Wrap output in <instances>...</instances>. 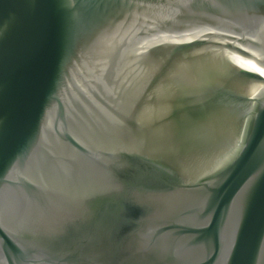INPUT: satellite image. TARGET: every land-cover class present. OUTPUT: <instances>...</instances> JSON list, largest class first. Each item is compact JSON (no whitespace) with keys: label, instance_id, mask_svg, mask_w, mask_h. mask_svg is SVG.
<instances>
[{"label":"water","instance_id":"95a60500","mask_svg":"<svg viewBox=\"0 0 264 264\" xmlns=\"http://www.w3.org/2000/svg\"><path fill=\"white\" fill-rule=\"evenodd\" d=\"M0 264H264V0H0Z\"/></svg>","mask_w":264,"mask_h":264}]
</instances>
